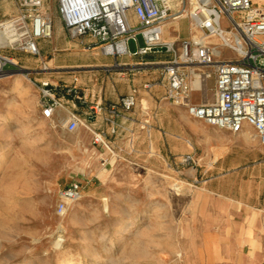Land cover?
<instances>
[{"label":"rangeland","instance_id":"rangeland-1","mask_svg":"<svg viewBox=\"0 0 264 264\" xmlns=\"http://www.w3.org/2000/svg\"><path fill=\"white\" fill-rule=\"evenodd\" d=\"M188 7L174 0L173 11ZM42 11L53 22L43 52L0 50L14 61L0 74V264H256L253 250L264 245V163L242 180L229 173L211 182L213 194L193 181L207 177L201 163L196 173L180 163L195 122L182 107V124L172 117L152 126L150 136L133 130L130 156L43 116L33 81L49 55L67 52L54 50L63 37L81 38L66 33L53 2L43 0ZM17 13V0H0V20ZM186 15L178 28L170 26L172 33H198ZM137 42L139 34L128 40L130 51ZM213 86L210 78L209 100ZM249 131V140L264 148ZM74 181L80 197L59 215L60 192ZM254 222L262 226L252 232Z\"/></svg>","mask_w":264,"mask_h":264},{"label":"built area","instance_id":"built-area-1","mask_svg":"<svg viewBox=\"0 0 264 264\" xmlns=\"http://www.w3.org/2000/svg\"><path fill=\"white\" fill-rule=\"evenodd\" d=\"M189 5L188 14L197 36L180 38L177 45L163 39L167 20L182 18L186 9L174 10V0H58L57 12L67 34L72 38H89L84 49L94 46L107 55H145L164 46L171 57L159 64V75L165 84V96L186 114L198 121L233 134L246 127L264 144V0H181ZM18 13L0 20L8 21L14 35L24 33L23 45L31 53L39 52L38 39L50 38L53 22L42 11L43 0H17ZM134 16V21L131 19ZM141 36L136 50L130 51L128 40ZM216 37L219 43L209 42ZM4 45L0 43V50ZM14 61L0 51V74ZM214 82L212 99H208L207 81ZM75 80L65 87L79 100L85 97ZM151 83L144 84L149 87ZM38 104L49 117L60 105L48 79L36 82ZM136 103L132 91L109 104L112 115L131 110ZM102 105L93 109L100 111ZM91 115L89 116V118ZM80 124L71 115L69 131ZM92 142L108 148L100 132L92 131ZM193 156L184 154L180 163L191 165ZM80 185L74 181L64 188L56 212L64 214L69 204L80 197Z\"/></svg>","mask_w":264,"mask_h":264},{"label":"crops","instance_id":"crops-1","mask_svg":"<svg viewBox=\"0 0 264 264\" xmlns=\"http://www.w3.org/2000/svg\"><path fill=\"white\" fill-rule=\"evenodd\" d=\"M45 1L47 2V0ZM57 1L50 0L55 4V13L58 15ZM131 19L134 21V16H131ZM179 21L167 20L163 25V39L166 42H174L175 46L180 38L185 37L180 35L179 30L176 34L170 30V26L173 25L178 28ZM62 27L65 30L63 24ZM55 34L57 37L60 35L58 24H56ZM88 41L89 38L85 37L79 41L67 40L66 37H63L58 43L60 47L54 46V44L52 46H54V50L62 48L67 52L63 54L53 52L45 60L46 66L38 71L40 77L33 81L38 92L39 88L36 82L48 79L54 96L60 101V105L56 106L47 118L57 124L64 125L67 129L69 117L73 114L80 119V124L72 131L85 129L91 134L92 131L100 132L107 142V149L110 152L113 153V148L119 154L129 156L131 155L133 130L144 128L146 131L150 132L152 129L154 132L152 126L159 125L166 118L172 117L176 122L183 123L184 114L180 109L181 106L173 104L166 98L165 84L159 75V64L171 57L170 52H161L163 51L161 50L145 55L113 56L104 54L98 46H94L90 50L84 49L82 42ZM37 43L39 51L43 52L46 48L44 40L38 39ZM77 55L78 57H76ZM74 79L85 97L84 100H79L65 91V87L71 85ZM146 83L151 84L149 87H144ZM132 91L136 95L134 107L129 111L118 108L119 114L112 115L108 108L109 104L117 103L119 98ZM97 103L102 105L100 111L93 109ZM189 131L193 140L190 144L191 150L188 152H191L194 160L191 166L195 168L196 173L197 165L201 163L203 165L202 174L207 176L200 179L195 177L193 181L204 182V185L209 188L208 191L213 194H218V190L211 187V182L221 179L220 177L229 173L242 174L239 176L242 180L244 174H253L254 170L264 163V148L249 140L251 137L248 127L233 134L195 120ZM196 147L199 150L197 159L194 157ZM212 171L218 174L208 176V172ZM250 190H248V196L252 195ZM260 225L262 226L261 222L259 225L258 222H254L250 229L255 232L259 230ZM253 253L256 264H264V245L253 250Z\"/></svg>","mask_w":264,"mask_h":264},{"label":"bare ground","instance_id":"bare-ground-1","mask_svg":"<svg viewBox=\"0 0 264 264\" xmlns=\"http://www.w3.org/2000/svg\"><path fill=\"white\" fill-rule=\"evenodd\" d=\"M178 5V3H177ZM186 10H184V12L181 13V16L186 15ZM177 20V19H174ZM8 21H5L4 23H2V25L0 26V43L4 46H17L20 49H25V46L23 45V41H24V33H19L17 35H14L12 32H10V30L8 29ZM190 29H193V24L190 23ZM194 37L197 36V34L193 35ZM212 40H215V42H213ZM209 42H213V43H219L218 38L216 37H211L208 39ZM12 59V58H11ZM13 60V59H12ZM3 74V73H1ZM12 106L15 104L16 99H12ZM248 130V129H247ZM247 138V137H246ZM59 236V235H58ZM57 246H60V239H58L56 241Z\"/></svg>","mask_w":264,"mask_h":264},{"label":"water","instance_id":"water-1","mask_svg":"<svg viewBox=\"0 0 264 264\" xmlns=\"http://www.w3.org/2000/svg\"><path fill=\"white\" fill-rule=\"evenodd\" d=\"M156 49H158V50H166V48L164 47V46H162V47H158V48H156Z\"/></svg>","mask_w":264,"mask_h":264}]
</instances>
